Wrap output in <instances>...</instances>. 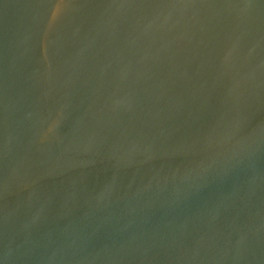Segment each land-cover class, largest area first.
<instances>
[{
    "label": "water",
    "instance_id": "water-1",
    "mask_svg": "<svg viewBox=\"0 0 264 264\" xmlns=\"http://www.w3.org/2000/svg\"><path fill=\"white\" fill-rule=\"evenodd\" d=\"M0 264H264V0H0Z\"/></svg>",
    "mask_w": 264,
    "mask_h": 264
}]
</instances>
